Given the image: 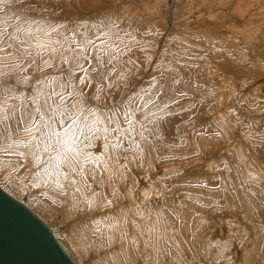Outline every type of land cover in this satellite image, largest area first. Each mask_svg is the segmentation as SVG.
Here are the masks:
<instances>
[{"label": "rangeland", "instance_id": "374dc122", "mask_svg": "<svg viewBox=\"0 0 264 264\" xmlns=\"http://www.w3.org/2000/svg\"><path fill=\"white\" fill-rule=\"evenodd\" d=\"M4 31L34 36L24 49L31 46L36 63L0 52V131L6 124L15 130L21 115L27 122L34 100L63 91L68 77L41 56L74 73L70 103L81 89L108 107L134 93L138 104L154 101L144 115L133 104L135 129L119 116L124 122L111 126L120 129L112 135L97 113L109 132H96L84 148L92 160L73 173L92 164L83 189L72 175L59 183L46 172L55 152L43 145L39 163L19 155L31 136L13 131L11 140L22 137L18 145L0 136V180L21 187L18 199L51 228L61 227L56 237L76 264V239L94 264H264V0H6ZM11 51L15 56V46ZM81 52L84 71L71 67ZM101 62L106 81L98 78ZM105 151L123 167L106 185L109 193L101 188L109 167H98ZM38 205L55 214H40Z\"/></svg>", "mask_w": 264, "mask_h": 264}, {"label": "snow or ice", "instance_id": "6c2138e0", "mask_svg": "<svg viewBox=\"0 0 264 264\" xmlns=\"http://www.w3.org/2000/svg\"><path fill=\"white\" fill-rule=\"evenodd\" d=\"M4 2H6V0H0V3ZM15 30L17 33L21 32V29L18 26ZM45 35L47 34L45 33ZM30 39H35V37L29 34L26 37L18 38L11 36L7 31L0 32V43L7 44L8 40L13 41V44H9L6 49H0V52H6L11 58L24 61L31 58L32 63H36V58L31 50V46H29L28 50L24 49V45L27 44ZM86 43L91 45L93 42L87 40ZM13 46L16 48L15 56H13L11 51ZM41 47L46 48V46ZM73 51L75 50L73 49ZM36 55H39V53ZM40 58L45 66L52 68L54 71L59 70L62 74H65L68 77V81L61 85L63 91L58 93L53 89L46 95L43 103H38L34 100V103H36L37 106L35 107L34 114L29 116L27 122H25L24 116L21 115L17 119L15 130L12 129L10 124H6L3 130L0 131V136H2L5 141L11 138L13 131L16 135H18L20 131H23L26 135L31 136L29 143L24 144L25 151L19 153V155L24 156L25 152L33 155L37 158V163H39V153L41 151V145H43V151H54L57 154V161H62L67 165V171L69 174L75 173L77 169L81 167L83 162L92 160L91 154L85 152L84 148L90 144L91 139L95 137L96 132H109L108 128L99 127L102 123L100 116H103L104 121H106L110 127L126 121L129 128L134 130L135 125L132 119H130V117L135 114L132 105L136 104V111H139L144 115V108H147L149 104H154L151 96H149L148 100L144 101L143 104L136 103L138 94L134 93L127 101H121L119 107L115 105L108 107L106 104L101 105L99 103V95L93 97L85 96L82 89L79 93L80 98L75 100L74 103H70L69 98L74 97V93L69 90L71 88V78L74 73L68 68H58V66L48 65L47 61L43 60L42 56ZM53 58L58 59L57 57ZM81 60H87V56L82 52L76 53L72 59L71 67L84 71L80 63ZM68 63L67 60L64 61V64L67 65ZM103 67L104 65L101 62V70L98 72V78L106 81L108 80V77L104 75ZM20 70L23 72L25 69L21 67ZM36 71H39L41 75H47L44 68L39 66ZM80 79L83 80V77ZM96 91L99 93L101 89L97 88ZM93 101H96V103L93 104ZM164 107L166 108L167 105H164ZM61 108L63 109L62 112H60ZM158 110L163 111L159 108ZM57 112H60V123L62 125L61 131L59 132L52 128V124L56 122L54 117ZM97 113H99L100 116H98ZM166 114L167 113H165V115ZM119 116H123L124 121L118 119ZM3 119L6 121L8 117L4 116ZM142 130H145L143 129V126ZM118 132H120L119 128L111 127V132L109 134L112 135ZM116 139L118 143L111 145L113 149H115L121 142L119 136H117ZM85 142L88 143L86 144ZM11 147L12 145H9V148ZM6 154L15 155L16 153ZM57 161H53V163H57ZM45 163H48V161H45ZM56 175L57 177L60 176L58 169ZM67 178L68 176H65V179ZM58 186L63 187V185L60 184H58Z\"/></svg>", "mask_w": 264, "mask_h": 264}, {"label": "water", "instance_id": "95a60500", "mask_svg": "<svg viewBox=\"0 0 264 264\" xmlns=\"http://www.w3.org/2000/svg\"><path fill=\"white\" fill-rule=\"evenodd\" d=\"M54 228L0 187V264H74Z\"/></svg>", "mask_w": 264, "mask_h": 264}, {"label": "bare ground", "instance_id": "6f19581e", "mask_svg": "<svg viewBox=\"0 0 264 264\" xmlns=\"http://www.w3.org/2000/svg\"><path fill=\"white\" fill-rule=\"evenodd\" d=\"M13 139L11 140H9V143H16V142H18V139H21L20 137H18V136H14V137H12ZM2 142V141H1ZM95 142V141H94ZM95 143H99V142H95ZM7 144V143H6ZM17 144V143H16ZM231 144V143H230ZM18 145V144H17ZM104 145V144H103ZM102 145V148L100 149V152H102V151H104V147L105 146H103ZM12 146H13V144H12ZM218 150H220V151H222L223 150V147H218ZM18 152V151H17ZM95 152V151H94ZM31 157H34V158H32V161H31V163H33V162H37V159H35L36 157L35 156H33V155H30ZM92 157V156H91ZM99 159H100V162H103V165L102 164H100V165H98V167H103L104 166V164L106 163V164H108V166L105 164V166H106V170L108 171V167H109V173L108 174H106L105 175V177L107 178L106 180L105 179H103V178H101V182H102V184H103V186L101 187V188H105L106 187V185L108 184V182H110V181H112V180H114L115 178H116V175L117 176H119L121 173H122V170H123V167L121 166V163L120 162H115V161H112V160H109V157H108V155L106 154V151L105 152H103L102 153V155L99 157ZM42 160V159H41ZM53 161H57V154L56 153H54L53 154V160H52V162H51V165H50V168L46 171L49 175H51L52 177H56V178H59L58 180H59V183H63V179H65V176H68V178H70L69 176L70 175H72V177H74V175L75 174H73V173H71V174H69L68 173V171H67V165L66 164H64L62 161H57V163H53ZM28 162V161H27ZM39 162H40V159H39ZM86 164V168H87V170H85V172H83V171H79V174L78 175H76V177H74L75 179H71V182L72 183H74V181H76V182H80L83 178V181L85 180V182H83V183H86L87 182V178H88V173L89 172H91V171H93V166H92V164L91 163H88V165H87V162L85 163ZM205 166H206V168H207V163H205L204 164ZM63 167V171H62V168ZM57 169L59 170V172H60V176L59 177H57V175H56V172H57ZM82 176V177H81ZM152 176H155L154 174L152 175ZM90 177V180H91V178H92V181L97 185V186H99L96 182H95V179H97V176H96V174H94V177H92V175H90L89 176ZM67 178V179H68ZM155 178V177H154ZM94 179V180H93ZM70 180V179H69ZM78 180H80V181H78ZM65 182V181H64ZM67 182V181H66ZM71 182L70 183H68V184H70V186H72L73 184H71ZM0 187L3 189V190H5L7 193H9L10 195H12L13 197H15V198H19V196H21L22 195V193H23V189L21 188V187H19L18 185H14V183H11L10 182V180H8V179H6L5 178V180L4 179H1L0 180ZM79 185V184H78ZM105 185V186H104ZM80 187H81V189H83V184H82V181L80 182V185H79ZM85 186H86V184H85ZM85 186H84V188H85ZM132 188V187H131ZM73 189V188H72ZM106 190H107V193H109L110 192V189L109 188H105ZM119 190V189H118ZM155 191V190H154ZM83 192L85 193V190H83ZM83 193V194H84ZM154 193V192H153ZM86 194L87 195H90V197L93 195V191H91V190H88L87 192H86ZM136 195H138L137 193H136ZM83 197H85V196H83ZM89 197V196H88ZM89 197V198H90ZM21 198V197H20ZM93 198L94 199H97V195H93ZM134 199L136 200V197H134ZM20 200V199H19ZM22 200V202H24L25 200L24 199H21ZM87 201V200H86ZM152 200L150 199V202H151ZM92 202H93V200H92ZM25 203V202H24ZM26 204V203H25ZM152 205H153V201H152V203H151ZM28 206V205H27ZM97 206V205H96ZM29 207V206H28ZM140 207H142V204L139 202V208ZM30 208V207H29ZM143 208H144V206H143ZM36 209L38 210L37 212H39L40 214H43V215H45V216H47V217H51L52 215H54V214H52L51 213V211L50 210H48L47 208H45L44 206L42 207V206H40V205H38V206H36ZM37 214V213H36ZM38 215V214H37ZM39 216V215H38ZM40 217V216H39ZM151 217V216H150ZM41 218V217H40ZM52 218V217H51ZM42 219V218H41ZM43 220V219H42ZM44 221V220H43ZM45 222V221H44ZM46 223V222H45ZM47 224V223H46ZM167 224H168V222H167ZM48 225V224H47ZM111 225H113V224H111ZM169 225V224H168ZM171 225V224H170ZM49 226V225H48ZM50 227V226H49ZM168 227V226H167ZM51 228V227H50ZM61 229V227L60 228H58V226L57 227H55L54 228V230H52V233H53V235H54V237L56 238V240L58 241V243H60L59 242V240L57 239V235L58 236H62L63 235V233H60V234H57V233H59V230ZM61 232V231H60ZM108 232V231H107ZM132 233V232H131ZM57 234V235H56ZM105 240L106 241H108L109 242V234H107V237L105 238ZM74 242L75 243H73V247H74V251H76V253L74 254L73 252V254L76 256V258L78 259V261H79V263H85V264H94V263H92L91 261H89V260H86V258H87V254H86V252H84L82 249H80V248H78V246H79V241L76 239V240H74ZM60 245L62 246V244L60 243ZM63 247V246H62ZM64 248V247H63ZM64 250H65V248H64ZM66 251V250H65ZM67 252V251H66ZM67 254L69 255V253L67 252ZM70 256V255H69ZM70 258L72 259V257L70 256ZM72 261H73V263L74 264H76L75 263V261L72 259Z\"/></svg>", "mask_w": 264, "mask_h": 264}]
</instances>
